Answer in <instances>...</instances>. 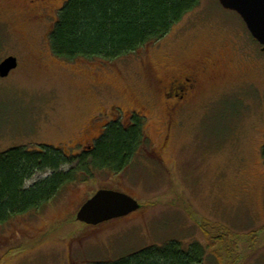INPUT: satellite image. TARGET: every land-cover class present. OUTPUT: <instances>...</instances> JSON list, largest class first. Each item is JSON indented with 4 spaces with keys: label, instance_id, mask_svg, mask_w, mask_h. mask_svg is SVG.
I'll list each match as a JSON object with an SVG mask.
<instances>
[{
    "label": "rangeland",
    "instance_id": "obj_1",
    "mask_svg": "<svg viewBox=\"0 0 264 264\" xmlns=\"http://www.w3.org/2000/svg\"><path fill=\"white\" fill-rule=\"evenodd\" d=\"M28 1L0 0V63L19 62L0 77V153L47 146L75 154L113 114L128 123L132 110L143 114L147 145L125 171L83 175L40 211L0 225V264H91L195 241L213 244L205 264H264V52L240 15L202 0L135 53L67 61L50 45L58 12L39 20V5ZM207 54L216 64L208 73L218 78L205 82L171 127L154 75L163 76L164 66L177 73ZM100 189L125 192L141 208L87 226L78 212Z\"/></svg>",
    "mask_w": 264,
    "mask_h": 264
},
{
    "label": "trees",
    "instance_id": "obj_2",
    "mask_svg": "<svg viewBox=\"0 0 264 264\" xmlns=\"http://www.w3.org/2000/svg\"><path fill=\"white\" fill-rule=\"evenodd\" d=\"M201 1L68 0L50 34L51 49L56 57L67 61L112 62L164 38ZM143 125L137 116L126 126L110 122L95 146L78 158L47 146L37 151L17 147L0 153V225L40 211L83 175L91 177L96 170L125 171L147 145ZM262 157L264 160V146ZM64 166L69 169L61 170ZM47 171L52 172L49 177L28 186L37 174ZM214 227L226 231L221 225ZM211 245L195 241L186 248L181 242H172L119 260L91 264H205Z\"/></svg>",
    "mask_w": 264,
    "mask_h": 264
},
{
    "label": "flooded vegetation",
    "instance_id": "obj_3",
    "mask_svg": "<svg viewBox=\"0 0 264 264\" xmlns=\"http://www.w3.org/2000/svg\"><path fill=\"white\" fill-rule=\"evenodd\" d=\"M68 0L65 1V3ZM29 3H35L39 5V20L44 18H49L50 12H58L62 9L64 4L59 8V0H30ZM27 3V5L29 4ZM58 7V9H56ZM58 15V14H57ZM255 40V39H254ZM259 44V43H258ZM260 45V44H259ZM260 50L264 52V47L260 45ZM214 57L210 54L205 55L202 57L198 62L195 64L190 65H184V67L177 73H174V71H171V68L168 67H161L160 69L163 71V76L158 77L157 75H154L153 79V86L157 90L156 93L161 96V99L164 104V108L167 112V115L169 120V124L172 127L175 122H177L179 113L187 109L188 106L192 105L196 98H199L202 92L204 91L205 82L209 81H216L218 77L211 76L212 74L208 73V67L210 64L213 65V67L216 66L214 63ZM217 63V62H216ZM153 71H149L150 73ZM157 74V73H156ZM209 79V80H208ZM131 113V119L128 123H124L120 120V116L113 114V119H110V122H120L123 125H129L133 122V118L135 116L137 117H143V114L140 113L139 110H132ZM101 133L98 134V136L93 137L90 143L87 145L83 144L81 145V150H78L75 152V154H68L70 156H73L75 158H78V156L82 155L85 152L90 151L94 146L98 138L101 136ZM75 148H77L75 146ZM112 221V220H111ZM109 223V222H108ZM107 224L102 223L97 226L93 225H87L92 228H99L100 226Z\"/></svg>",
    "mask_w": 264,
    "mask_h": 264
},
{
    "label": "water",
    "instance_id": "obj_4",
    "mask_svg": "<svg viewBox=\"0 0 264 264\" xmlns=\"http://www.w3.org/2000/svg\"><path fill=\"white\" fill-rule=\"evenodd\" d=\"M222 7L240 15L252 37L264 47V0H219ZM18 67V59L9 56L0 63V77H8ZM141 208L131 195L100 189L78 212L79 221L97 226L114 219L126 217Z\"/></svg>",
    "mask_w": 264,
    "mask_h": 264
}]
</instances>
